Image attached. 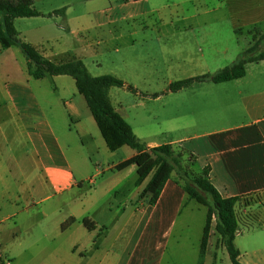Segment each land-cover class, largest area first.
Wrapping results in <instances>:
<instances>
[{
  "label": "crops",
  "instance_id": "crops-1",
  "mask_svg": "<svg viewBox=\"0 0 264 264\" xmlns=\"http://www.w3.org/2000/svg\"><path fill=\"white\" fill-rule=\"evenodd\" d=\"M164 1L33 0V6L40 15L17 17L14 23L22 40L31 43L53 61L80 58L93 76L109 74L138 88L155 82L165 91L172 82L181 78V69L174 62L177 55L184 53L182 50L185 46L199 52L189 60L194 65L202 66L201 73L211 70L214 59H207L204 52L211 46L203 42L209 33L203 30L214 19H204L202 23L197 21L198 26L175 28L168 32L141 33L136 21L159 11ZM255 1H258L255 6L246 3L238 6L242 19L239 26H236L233 10L230 9L233 15L230 11L227 13L225 21L232 24V34L240 36V28L256 23L250 19L254 13L250 12L252 9L261 11L262 19L258 22H264V0ZM182 41L187 43L184 45ZM203 43L206 48L202 47ZM232 49L228 46L224 53L233 52ZM193 75L184 77L188 79ZM198 84L202 86L205 80ZM183 88L163 91L152 100H165L167 105L174 103L175 111L180 112L181 103L177 106V102ZM128 92L113 85L108 93L113 107L129 122L142 142L151 147L170 143L175 151L188 153L192 157V167L198 164L197 173L208 167V179L222 196L239 197L235 206L239 220L242 216L238 214L239 205L249 208L264 202V199L247 200L250 195L264 193V90L257 94L260 97L254 105H250L248 96H245L247 120L217 128H206L207 124L204 123L211 119L213 111V107H209L208 96H192L190 121L183 123L163 120L164 105L156 113L130 114L128 107L146 110L151 98L144 99ZM199 114L202 116L199 117ZM182 116L187 115H175V118L181 119ZM146 120H154L155 123L147 125ZM199 121L204 122L200 124ZM190 129L192 132H188ZM167 135L178 136L168 140L164 138ZM87 139L93 141L97 152H100V148L105 150L107 146L85 97L78 91L75 79L68 74L35 78L29 73L27 59L18 46L2 48L0 45V264H7V260L9 264L34 263L40 257L39 248L46 249L43 262L47 264H163L165 251L163 249L160 254L157 251L152 254L150 237L165 220L171 219L170 227L176 224V217L182 212L181 201L190 196L176 170L172 172L156 204L150 205L147 196L140 197L150 176L137 185L138 189L131 194V200L135 199L136 202H131L132 208L142 212L143 216L138 239L141 236L144 245L139 255L136 250H139L141 238L136 240L134 234L126 235L127 251L121 259L112 253L110 248L113 246L110 247L109 240L112 245L116 244L124 234L112 235L114 226L100 230L98 220L90 216V205L85 203L88 201L85 200L86 193L79 197L83 195L80 198L85 212L89 213L86 218L94 223L92 229L72 212L69 214L75 217V221L64 229L61 225L60 231L51 229L46 232L32 225H22L20 217L29 218L39 202L83 188L84 180L88 177L82 171L77 174L67 152L71 148L81 152ZM135 153L136 150L127 144L115 151L110 150L107 154L110 159L101 160L107 165L96 174H104L107 170L114 172L115 165ZM80 163L85 166L86 157H82ZM134 171L137 173L135 164L119 170L123 176ZM137 176L133 181L135 184ZM113 179L103 177L102 180L112 182ZM107 193H117L115 184L107 188ZM127 199L124 210L127 209ZM193 212L195 209L187 215L182 228H190ZM246 212L243 211L245 215ZM100 213L102 210L96 211L95 215ZM206 215L207 206L198 223L202 234ZM116 227L120 233L126 230L125 226ZM212 233L213 228L210 235ZM239 233L235 244L240 250V260L248 264H264L261 247L242 248L237 245ZM65 234L68 238L56 243ZM219 238L218 235L216 240ZM200 243L201 240L196 249L197 256L194 252L196 258H200ZM221 248L225 247L221 245ZM245 254L248 259H243ZM214 256L215 252L211 264H215Z\"/></svg>",
  "mask_w": 264,
  "mask_h": 264
},
{
  "label": "rangeland",
  "instance_id": "rangeland-1",
  "mask_svg": "<svg viewBox=\"0 0 264 264\" xmlns=\"http://www.w3.org/2000/svg\"><path fill=\"white\" fill-rule=\"evenodd\" d=\"M240 3H246L248 6L252 4L255 6L258 4V1L165 0L159 11L150 13L146 18L138 19L136 25L139 27L141 33L143 31L147 33L158 31L168 32L175 28L183 29L189 26H198V22H204V19H214L209 22L210 26L203 30L204 33H209V37L207 40L203 39V42H208L211 46L207 52L206 50L204 51L207 59H214L213 63L210 65L211 70L201 73L202 66L200 64L194 65L192 61L189 60V57H195L199 53L194 48L190 49V46L183 47L184 49L182 51L184 53L177 55L174 62L176 67L181 69L179 73L181 78L177 80L185 79L184 76L187 74H194L193 77H198L207 73H213L232 63L253 43L257 42L258 50L264 49V22H258L262 19L261 11L258 12V9H255V11L252 9L250 11L254 12L250 19L256 21V23L245 25L243 28H240L238 31L240 36L232 34V24L225 21L228 16L227 13L231 9L233 10L232 12L234 15L231 11L230 12L237 21L236 26L241 25L239 22H242V19L237 9ZM248 13L249 11H247V14ZM192 30L195 32L199 31L197 29ZM182 42L184 45L187 43V41ZM204 43L202 44V47L206 48ZM228 46L233 48V52L229 51L228 54H225L224 51ZM201 81L202 80H195L188 87L183 88V92L178 96L179 100L177 102V106L178 103H181L182 110L180 112L175 111L174 106L176 104L174 103L167 105L165 100H152V97H155L164 91V88L155 82L151 83L150 86L148 85L143 88H138L133 85L138 92H134L126 87L122 88L129 91V94H137L144 99L151 98L147 103L146 110L137 107H128V109H130V114H142L144 112L145 114L148 112L156 113L164 105L166 109H168L164 110L165 113L162 115V119H165L167 122L179 121L189 123V117L191 116L190 109L192 106L191 99L196 94L199 95V97L208 96L209 107H213V111L210 114L211 119L205 122L199 121V123L202 124L204 122L207 124L206 128H217L229 124H238L247 120V106L244 99L245 96H248L247 100L250 102V105L258 103L260 96L257 94L264 90V62L258 61L247 63V73L240 78L222 83L205 80V84L198 86L201 85L198 84ZM167 90H169V87ZM167 90L164 92H167ZM183 114L187 116H182L181 119L175 118V115ZM200 116H202V114H199V117ZM147 122V125L155 123L154 120ZM188 132H192V130L190 129ZM183 133L185 134L187 131H183ZM177 136L178 135H167L164 138L169 140L170 138H177ZM95 148L93 141L87 139L81 152L78 150L74 151L72 148L67 152L77 174L82 171V173L88 177V179L84 180L83 188H76L70 192H65L61 195H54L48 200L39 202L34 210H32L33 214H31L29 218L21 216L20 219L24 226L32 225L35 226L36 229L44 230L46 232H49L51 229L54 231H60L62 223L70 218L69 212H72L76 217H79L81 221L87 216L86 214H89L85 212L83 208L84 203L81 200L82 198H80L86 193L85 200L88 199V201H85V203L90 205V216L98 220L100 230H105L106 227L114 226L115 228H112V235L119 234L122 236V234H124L117 240L116 244L112 245L111 240H109L110 247L113 246L110 250L121 259L127 251L126 235L131 236L134 234L135 239L137 240L140 233L139 229L143 227L142 212L136 210V208H132L135 199L133 201L131 200L132 192L138 189L137 185L133 182L137 173L134 171L133 173H128L127 176H123L124 174L115 169L114 172L107 170L104 174H96L98 170L103 169L107 165V163L103 164V161L101 160L110 159L107 157L110 150L105 146V150L100 148V152H97ZM178 152L184 154V151ZM82 157H86L87 163L85 166L80 163ZM176 171L179 176L182 177L184 183L191 181L194 174H199L196 172L198 171V164H196L195 167H192V157L188 153L183 155L182 165L177 168ZM103 177H112L114 179L111 182L108 180H102ZM174 177L175 176L172 178ZM89 178H92V180L90 181ZM112 183L115 184L117 193H107V188L111 186ZM80 194L83 195L79 197ZM126 197H128L126 200L127 209L124 210L123 207L126 206L124 205ZM253 199L263 200L264 193L247 197L248 201H252ZM181 202L182 212L180 216L176 217V224L170 227L171 219L165 220L159 224L156 230L152 233L150 237L151 253L153 254L157 251V253L159 252L160 254L164 249L165 260H163V264H198V259L202 260L203 264H211L213 252H215V264H232L226 248H221L222 244L220 238L218 241L216 240L219 234L214 229L215 220L212 224L213 233L209 237L207 253L200 258L194 257V252H197L196 249L199 246L202 234L198 223L201 218V213L205 210L206 206L191 198V196H187V198L183 199ZM262 204L249 208L243 207V205L237 207L238 214H241L242 216H240L238 225L240 233L236 241L237 245L242 248L255 246L261 247V250L264 253V202ZM192 209H195V212H193L194 216L192 225L186 230L182 228V225L184 224L187 215L193 211ZM98 210H102V213L95 215ZM244 210L247 211L246 215L243 213ZM116 226H119V228L125 226V232L120 233V230ZM166 229L167 231H165ZM164 231L165 233L163 234ZM67 238L68 235L65 234L59 237L56 240V243H60ZM140 238L141 236L139 239ZM140 240L139 250H136L137 255L140 254V248L144 245L142 238ZM39 250H41L39 259L34 263L28 264H47L43 262L46 249L39 248ZM144 253L145 252H143V254ZM248 255H251L250 252ZM248 255L245 254L243 259H248ZM195 256H197V253Z\"/></svg>",
  "mask_w": 264,
  "mask_h": 264
},
{
  "label": "trees",
  "instance_id": "trees-1",
  "mask_svg": "<svg viewBox=\"0 0 264 264\" xmlns=\"http://www.w3.org/2000/svg\"><path fill=\"white\" fill-rule=\"evenodd\" d=\"M36 15H40V12L34 8L33 0H0L1 47L18 46L27 59L29 73L35 78L68 74L75 79L78 91L85 97L108 148L115 151L127 144L136 150L132 157L119 162L114 169L123 170L135 164L138 175L136 185L142 184L150 176L140 192V197L147 196L150 205L156 204L172 172L182 165L183 154L175 151L170 143L151 147L142 142L129 122L113 107L109 98V88L115 85L138 92L133 85L109 74L93 76L80 58L62 62L53 61L42 55L31 43L22 40L15 27V18ZM258 60H264V49L258 50L256 42L229 65L213 73L172 82L169 90H179L195 80H211L219 83L243 77L246 74L247 63ZM208 171V167H205L201 173L194 174L191 181L184 185L185 191L192 198L207 206L200 257L206 253L215 220L214 229L228 251L232 264H248L240 260V250L235 244L239 232V218L235 206L239 197L222 196L208 179ZM74 221L75 218L70 217L62 223V228H66ZM82 221L89 229L94 227V223L88 218L85 217ZM198 264H203L202 260H199Z\"/></svg>",
  "mask_w": 264,
  "mask_h": 264
},
{
  "label": "built area",
  "instance_id": "built-area-1",
  "mask_svg": "<svg viewBox=\"0 0 264 264\" xmlns=\"http://www.w3.org/2000/svg\"><path fill=\"white\" fill-rule=\"evenodd\" d=\"M7 264H9V260H7V262H6Z\"/></svg>",
  "mask_w": 264,
  "mask_h": 264
}]
</instances>
